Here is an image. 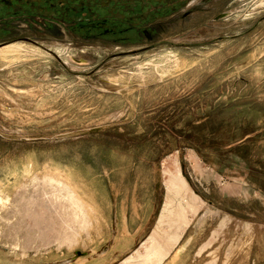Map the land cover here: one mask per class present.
I'll list each match as a JSON object with an SVG mask.
<instances>
[{
	"label": "rangeland",
	"instance_id": "obj_1",
	"mask_svg": "<svg viewBox=\"0 0 264 264\" xmlns=\"http://www.w3.org/2000/svg\"><path fill=\"white\" fill-rule=\"evenodd\" d=\"M33 39L0 46V264H264V0Z\"/></svg>",
	"mask_w": 264,
	"mask_h": 264
},
{
	"label": "flooded vegetation",
	"instance_id": "obj_2",
	"mask_svg": "<svg viewBox=\"0 0 264 264\" xmlns=\"http://www.w3.org/2000/svg\"><path fill=\"white\" fill-rule=\"evenodd\" d=\"M213 1L98 0L93 5L87 0H0V46L10 44L6 47L12 48L16 45L11 41L17 39L35 42L37 34L84 41L110 36L113 41L145 39L153 43L166 29L187 22Z\"/></svg>",
	"mask_w": 264,
	"mask_h": 264
},
{
	"label": "bare ground",
	"instance_id": "obj_3",
	"mask_svg": "<svg viewBox=\"0 0 264 264\" xmlns=\"http://www.w3.org/2000/svg\"><path fill=\"white\" fill-rule=\"evenodd\" d=\"M168 180H167V186L169 187V191L170 190H175V191H179V188H180V185H181V182H180V177L179 175H177L175 172H168ZM182 181V180H181ZM167 187V188H168ZM172 193V192H171ZM177 194V193H176ZM179 225V224H178ZM181 232V231H180ZM170 235V234H169ZM170 240V236L169 238H167ZM150 256V255H149ZM147 256V257H149ZM152 256V255H151ZM150 256V257H151ZM149 257V259H150Z\"/></svg>",
	"mask_w": 264,
	"mask_h": 264
},
{
	"label": "water",
	"instance_id": "obj_4",
	"mask_svg": "<svg viewBox=\"0 0 264 264\" xmlns=\"http://www.w3.org/2000/svg\"><path fill=\"white\" fill-rule=\"evenodd\" d=\"M17 3H20L21 2V0H15ZM29 0H27V2H28ZM35 1H37V2H39L40 0H35ZM71 1H74L75 3H77V2H79V1H81V0H71ZM87 1H89V2H94L93 3V5H95L96 3H97V1L98 0H87Z\"/></svg>",
	"mask_w": 264,
	"mask_h": 264
}]
</instances>
